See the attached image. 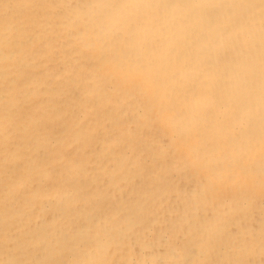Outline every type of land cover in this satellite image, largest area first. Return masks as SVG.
<instances>
[{"label":"bare ground","instance_id":"bare-ground-1","mask_svg":"<svg viewBox=\"0 0 264 264\" xmlns=\"http://www.w3.org/2000/svg\"><path fill=\"white\" fill-rule=\"evenodd\" d=\"M0 264H264V0H0Z\"/></svg>","mask_w":264,"mask_h":264}]
</instances>
